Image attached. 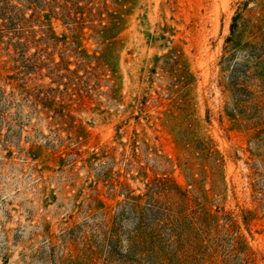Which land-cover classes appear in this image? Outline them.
I'll list each match as a JSON object with an SVG mask.
<instances>
[{
  "label": "rangeland",
  "instance_id": "1",
  "mask_svg": "<svg viewBox=\"0 0 264 264\" xmlns=\"http://www.w3.org/2000/svg\"><path fill=\"white\" fill-rule=\"evenodd\" d=\"M1 24L29 69L0 264H264V0H0Z\"/></svg>",
  "mask_w": 264,
  "mask_h": 264
},
{
  "label": "trees",
  "instance_id": "2",
  "mask_svg": "<svg viewBox=\"0 0 264 264\" xmlns=\"http://www.w3.org/2000/svg\"><path fill=\"white\" fill-rule=\"evenodd\" d=\"M71 8L66 6H59L60 10L56 13H60L61 15L67 16L69 18V9ZM1 25L4 27L0 30V55L7 56V61L12 62L9 69L13 70V73L7 74L3 79L0 77V121L2 122L4 117L3 112L5 110V108L2 107V104L5 103V100L8 98L9 94L6 93L4 86L9 85L12 88L19 86V83H17L16 81L24 78V75L28 72L29 67L25 64L26 60L28 59L25 57V50L27 46L26 41H22L20 37L15 34L14 30H10V28L7 27L6 24ZM8 31H12V35L7 36L6 32ZM13 92L14 90L11 89L10 94H13ZM146 196V200L148 201L147 207L152 208L153 198L151 195V188H149ZM236 248L237 236L234 235L229 237V244L227 245L226 253L224 254L225 256L223 258L225 262H228V258L230 260V258L234 256ZM240 262H242V264H250V259L244 251H241Z\"/></svg>",
  "mask_w": 264,
  "mask_h": 264
}]
</instances>
